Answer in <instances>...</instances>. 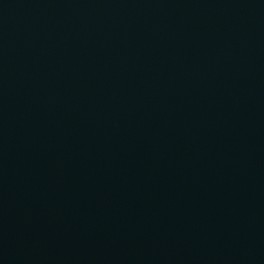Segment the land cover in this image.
<instances>
[{
    "label": "water",
    "instance_id": "obj_1",
    "mask_svg": "<svg viewBox=\"0 0 264 264\" xmlns=\"http://www.w3.org/2000/svg\"><path fill=\"white\" fill-rule=\"evenodd\" d=\"M0 264H264V0H0Z\"/></svg>",
    "mask_w": 264,
    "mask_h": 264
}]
</instances>
